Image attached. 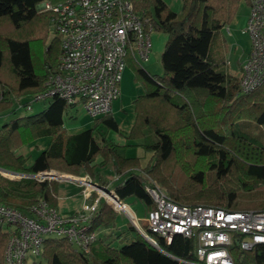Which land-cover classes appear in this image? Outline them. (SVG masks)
Here are the masks:
<instances>
[{
    "label": "trees",
    "instance_id": "trees-1",
    "mask_svg": "<svg viewBox=\"0 0 264 264\" xmlns=\"http://www.w3.org/2000/svg\"><path fill=\"white\" fill-rule=\"evenodd\" d=\"M61 1L0 0V113L13 112L15 102L18 107L30 105L43 91L46 77L56 70L61 47L56 37L47 41L51 13L36 7L41 2L55 5ZM241 1L245 0H182L178 15L163 0H131L134 10L145 12L155 30L167 36L161 75H150L131 57L126 59L144 93L132 101L134 119L125 138L140 141L142 149L151 153L146 166L140 167L136 156L119 154L118 146L104 138L96 141L99 126L120 133L111 110L95 118L91 127L70 134L63 126L70 106L53 97L40 112L0 127V169L88 175L120 201L141 200L146 212L154 204L145 186L153 183L180 205L237 210L239 193L264 186V82L249 92L241 91L239 76L228 70V43L222 31L234 20ZM33 44L43 48L39 72L32 60ZM44 137L49 138L47 145L29 164L27 156L16 153ZM108 162L113 180L98 170ZM57 186L55 180L8 179L0 173V204L30 216V209L41 201L56 206ZM258 208L264 211V197ZM116 214L101 200L89 219V231L113 226ZM127 230L135 227L127 223ZM149 235L162 251L140 233L129 242L122 241L126 237L122 232L117 234L121 246L97 236L85 250L66 237L49 236L30 264H197L195 238L176 235L166 244ZM7 240L0 226V264H4ZM232 256L235 264H264V245L234 250Z\"/></svg>",
    "mask_w": 264,
    "mask_h": 264
},
{
    "label": "built area",
    "instance_id": "built-area-1",
    "mask_svg": "<svg viewBox=\"0 0 264 264\" xmlns=\"http://www.w3.org/2000/svg\"><path fill=\"white\" fill-rule=\"evenodd\" d=\"M245 1L249 14L242 33L250 38L251 47L239 74L244 93L264 82V0ZM36 8L51 13L50 28L59 40L61 53L56 70L45 79L43 91L31 101L58 97L70 107L80 105L92 118L105 115L119 97L127 57L135 62L148 60L149 35L155 30L151 17L135 11L131 0H63L55 5L41 2ZM1 173L8 179L68 181L80 188L82 196L80 210L68 217L57 215L44 201L30 209V216L0 204V226L8 234L4 264L35 260L49 236L66 237L78 248L87 249L97 238L96 232L89 231L88 222L101 200L124 212L116 194L95 185L88 175L51 169L36 174ZM145 190L154 204L147 212L146 231L127 206L141 236L156 247L159 245L149 232L166 244L176 235L195 238L197 264H235L232 251H250L264 245V211L184 206L170 200L156 185L145 186Z\"/></svg>",
    "mask_w": 264,
    "mask_h": 264
},
{
    "label": "rangeland",
    "instance_id": "rangeland-1",
    "mask_svg": "<svg viewBox=\"0 0 264 264\" xmlns=\"http://www.w3.org/2000/svg\"><path fill=\"white\" fill-rule=\"evenodd\" d=\"M163 1L171 11L175 12L178 15L182 13V0H163ZM248 14H249V8L246 1H241L234 20L231 22L230 25L222 29L226 41L228 43V54L226 58L227 61L229 62L230 70L234 73L236 72L235 69H233L236 62V57L246 53L249 54L250 52V47H251L250 38L245 33H242V30L245 28L247 23ZM53 34H54L53 31L49 27V34L47 41H49L51 38L54 37ZM149 37L151 41V48H150L148 60L137 61V62L133 61V62L138 64L142 69H144L150 75H161L163 72V68L161 65V54L163 52L167 36L166 33L160 30H153L150 33ZM42 50H43L42 47H39L35 44L31 45V55L36 72L41 71L42 68V63H43V59L41 55ZM134 77H135V71L133 70V66H131L129 63H126V68L123 72L122 79L119 84V90H120L119 97L111 103V109H110L116 121L119 123L120 133H116L112 130H107L104 126L102 127L99 126L100 129L98 127V130L95 134V139L98 143H101L102 138H104L106 142H108L109 144L118 146L117 151L121 149L123 150V152L128 153L130 156H136L137 158H139L140 167L143 168L149 163L151 153L145 152L142 149V147L140 146V141H127V139L125 138V135L134 119L132 101L138 95L144 93V88L141 81L135 80ZM49 102L50 99L31 101L30 109H27V107L26 108L18 107L15 102L16 106L12 107L13 112L7 110L0 113V127L4 123L12 119H15L17 117L33 115L40 112L42 109L47 107ZM94 119L95 118L88 116L80 105H76L74 107H70L64 113L63 126L65 127L68 133L73 134L91 127L93 125ZM48 141L49 138L47 137L37 139L34 142L17 149L16 153L27 156L28 160L26 163L29 164L33 160V158L41 150L45 148ZM100 160L101 159L98 158L97 162L99 163ZM110 164L111 163L108 162V164L104 166L107 169L105 173L107 176H105V178L108 180H113L115 177L112 170V166ZM104 167H98V168L101 169ZM1 172L2 170L0 171V173ZM59 173L69 174L63 172H59ZM58 185L63 186L65 191L70 190V188H72L71 187L72 183L68 181H59ZM153 185L159 187V185L157 184L153 183ZM64 193L65 192L63 190L59 203H57V210H55L57 215L59 216H61V214L64 211L68 212L69 210L73 209L74 208L73 206L77 204L76 201L70 200V202H68L67 199H65L66 197H64ZM71 193L73 195L79 196L80 198L82 197L80 193V188L77 189L76 187H74ZM263 197H264V186L260 185L251 192L239 193L235 200L234 206L236 207L237 210L240 211H259L258 205L263 199ZM120 204L123 205L127 213L118 211L116 214L115 224L113 226L106 229H102L100 232H96L97 236L104 237L106 241L113 240L114 245L117 246L122 245L120 241H117V239H115L117 234H119L120 232H122L123 235H126V237L122 239V241L125 240L126 242H129L135 236V233H139V230L137 229V227H135L136 225L134 226L133 224L134 223L133 220L129 217L130 213L133 215L132 211L134 212L135 218L138 220L139 227L144 231H146L145 220L147 218L145 205L141 200L135 197H129L123 200L122 203ZM47 205L50 206L49 204ZM127 205L131 208L132 211ZM52 208L55 209V207ZM78 211L74 212V214H76ZM127 223H131L135 227V230L128 231ZM126 232L128 234H124ZM32 260L33 259L31 258L28 264H30Z\"/></svg>",
    "mask_w": 264,
    "mask_h": 264
},
{
    "label": "crops",
    "instance_id": "crops-1",
    "mask_svg": "<svg viewBox=\"0 0 264 264\" xmlns=\"http://www.w3.org/2000/svg\"><path fill=\"white\" fill-rule=\"evenodd\" d=\"M223 31V30H222ZM224 34V33H223ZM247 56H248V53H246V54H242V55H239V56H237L236 57V62H235V65H234V68L233 69H235V73L234 72H232L231 70H230V65H229V62H228V70H229V72L231 73V74H233V75H235V76H239V74H240V72H241V66H242V63L244 62V60L247 58ZM132 124V123H131ZM131 126V125H130ZM102 127V126H101ZM130 128V127H129ZM99 129H100V127H99ZM74 134V133H73ZM118 153L119 154H121V155H124V156H130L128 153H125V152H123V150H118ZM125 153V154H124ZM108 164V163H107ZM111 165V164H110ZM100 172H104V174L106 173V167H104V168H99L98 169ZM105 176H107L106 174H105ZM72 188H70V190H66L65 191V189H64V187L63 186H60V185H58L57 186V203H59V200H60V198H61V195H62V192H63V190H64V197H66L65 199H67V201L68 202H70V200L71 201H76L77 202V204L76 205H74L73 207V209H71V210H69L68 212L66 211H64L62 214H61V216L62 217H68V216H71V215H73L74 214V212H76V211H78V210H80V208H81V204H82V197L80 198L79 196H77V195H73L71 192L73 191V188L74 187H76L77 189L79 188L76 184H73L72 183V186H71ZM60 194V195H59ZM59 205V204H58ZM55 210H57V204H56V206H55Z\"/></svg>",
    "mask_w": 264,
    "mask_h": 264
},
{
    "label": "bare ground",
    "instance_id": "bare-ground-1",
    "mask_svg": "<svg viewBox=\"0 0 264 264\" xmlns=\"http://www.w3.org/2000/svg\"><path fill=\"white\" fill-rule=\"evenodd\" d=\"M119 205L121 206V208L123 209V211L125 212V213H127V211L125 210V208L123 207V205H121L120 203H119ZM133 221H135V218H134V216L130 213V216H129Z\"/></svg>",
    "mask_w": 264,
    "mask_h": 264
},
{
    "label": "water",
    "instance_id": "water-1",
    "mask_svg": "<svg viewBox=\"0 0 264 264\" xmlns=\"http://www.w3.org/2000/svg\"><path fill=\"white\" fill-rule=\"evenodd\" d=\"M1 170H3V169H0V171ZM95 184V183H94ZM95 185H98V184H95ZM151 245H153V244H151ZM154 246V245H153ZM154 247H156V246H154ZM157 249H160L161 250V248L160 247H156ZM162 251V250H161Z\"/></svg>",
    "mask_w": 264,
    "mask_h": 264
}]
</instances>
